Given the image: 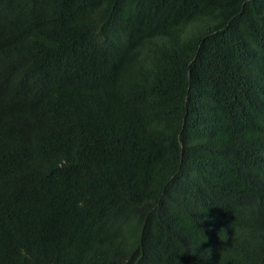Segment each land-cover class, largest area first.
I'll list each match as a JSON object with an SVG mask.
<instances>
[{"label":"trees","instance_id":"1","mask_svg":"<svg viewBox=\"0 0 264 264\" xmlns=\"http://www.w3.org/2000/svg\"><path fill=\"white\" fill-rule=\"evenodd\" d=\"M0 264H264V0H0Z\"/></svg>","mask_w":264,"mask_h":264},{"label":"clouds","instance_id":"2","mask_svg":"<svg viewBox=\"0 0 264 264\" xmlns=\"http://www.w3.org/2000/svg\"><path fill=\"white\" fill-rule=\"evenodd\" d=\"M203 237H204V239H201V241H204V240L206 239V237L204 236V234H203ZM201 241H200V242H201Z\"/></svg>","mask_w":264,"mask_h":264}]
</instances>
